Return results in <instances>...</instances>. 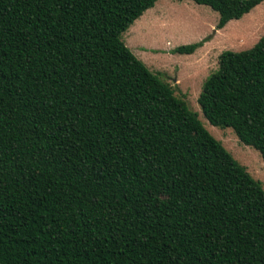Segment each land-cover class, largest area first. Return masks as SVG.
<instances>
[{"label":"trees","instance_id":"obj_1","mask_svg":"<svg viewBox=\"0 0 264 264\" xmlns=\"http://www.w3.org/2000/svg\"><path fill=\"white\" fill-rule=\"evenodd\" d=\"M155 1L0 0V264H264L260 182L120 39ZM196 101L264 160V35Z\"/></svg>","mask_w":264,"mask_h":264},{"label":"rangeland","instance_id":"obj_2","mask_svg":"<svg viewBox=\"0 0 264 264\" xmlns=\"http://www.w3.org/2000/svg\"><path fill=\"white\" fill-rule=\"evenodd\" d=\"M217 20L215 11L190 0H156L121 33L120 39L151 73L172 87L174 95L196 113L202 126L264 190V160L258 152L240 143L230 128L209 124L196 101L221 51L248 49L264 35V0L220 29H215ZM202 39L205 41L190 54L172 51Z\"/></svg>","mask_w":264,"mask_h":264}]
</instances>
